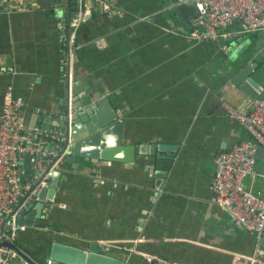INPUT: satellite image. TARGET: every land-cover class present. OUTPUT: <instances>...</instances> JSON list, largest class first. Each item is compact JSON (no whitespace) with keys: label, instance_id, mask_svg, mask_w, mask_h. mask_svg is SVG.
<instances>
[{"label":"crops","instance_id":"crops-1","mask_svg":"<svg viewBox=\"0 0 264 264\" xmlns=\"http://www.w3.org/2000/svg\"><path fill=\"white\" fill-rule=\"evenodd\" d=\"M54 2L0 0V113L11 82L26 100L25 125L54 130L91 86L123 120L122 143L138 152L128 167L64 165L53 202L33 214L35 224L17 227L14 244L33 255L56 235L84 248L96 242L130 264H149L132 248L179 264H232L235 253L252 254L259 239L215 203L211 180L216 154L251 140L221 101L252 102L239 88L243 78L233 85L231 68L249 62L264 71V29L245 32L236 22L225 53L222 39L197 41L193 19L180 21L167 0H85L68 83L63 51L77 0ZM256 90L260 98L264 87ZM255 168L264 174V149ZM244 183L264 197V176ZM260 241L264 258V233ZM13 264L30 263L17 255Z\"/></svg>","mask_w":264,"mask_h":264},{"label":"built area","instance_id":"built-area-1","mask_svg":"<svg viewBox=\"0 0 264 264\" xmlns=\"http://www.w3.org/2000/svg\"><path fill=\"white\" fill-rule=\"evenodd\" d=\"M193 1L198 14L192 20V35L199 42H216L222 39L224 43L220 47L225 53H229L230 49L227 40L240 32L233 27L236 22H240L241 30L245 32L257 33L264 29V0ZM84 3L85 0H77L78 12L69 26V36L63 51L62 78L68 80V83L72 80L71 60L78 45L77 33L87 17L88 11ZM103 6L108 9V4L103 3ZM8 71L13 74L14 67H9ZM221 106L227 117L238 122L250 134L251 140H241L231 149L216 154V170L211 180L214 201L233 215L236 224L254 233L259 239L252 254L235 253L232 264H264L260 241L264 233V197L255 194L244 183L247 177L264 176L255 168L256 150L259 146L264 149V99L256 98L241 106L222 100ZM25 107L24 96L18 94L14 84L10 82L6 87L0 113V244H14L17 220L29 205L35 204L43 182L34 183L25 177L29 171L23 163L24 158H29V169L33 167L29 163L34 161L44 171L46 166L40 165L37 155L41 153L50 156L48 162L58 155L55 151L46 152L37 147L46 133L39 127L25 125ZM50 134L51 132L47 135ZM52 137L62 139L60 134L54 132ZM47 201L45 206H49L53 198H48ZM130 251L140 254L149 264H179L155 253L136 248ZM17 255L14 248L0 245V264H13Z\"/></svg>","mask_w":264,"mask_h":264},{"label":"water","instance_id":"water-1","mask_svg":"<svg viewBox=\"0 0 264 264\" xmlns=\"http://www.w3.org/2000/svg\"><path fill=\"white\" fill-rule=\"evenodd\" d=\"M167 1L170 5L173 4L168 8V11L171 14H176L182 22L186 18H190L189 20L191 21L198 14L193 0ZM53 2L57 3V0H53ZM242 64L244 65L240 68H231L232 71H235L232 83L236 86L239 84L240 79L243 78L239 84L240 90L249 98L256 99L259 97V92L256 88L260 85L264 87V71L259 70V67H253L249 62ZM254 70L256 77L251 73ZM260 98L264 99V94ZM79 106L81 107L80 109H78ZM71 108V114L68 107L61 112L64 117L61 118L59 127L46 131V134L37 144L39 149L46 152L55 151L58 155L50 162H48L50 156L41 153L37 155L40 165L46 166L44 171L37 167L38 164L36 162L32 161V163H29L33 167L25 177H28L34 183L43 182L37 201L26 208L23 215L17 220V227L22 224H35L33 214L39 210L40 213L43 212L46 198H54L55 184L61 176V170L64 165L65 167L67 165L73 166V168L77 169L80 166L84 167V164L93 163L95 168L101 169L103 166L112 164H115V166L123 164L124 167H128L136 163L135 157L136 152H138V146L122 143L124 122L119 118L117 110L107 96H103L91 86H86L85 90L78 94V98ZM49 117L52 118L51 113ZM49 132L51 134L47 135ZM52 132L60 134L62 139L56 140L52 137ZM262 152L263 149L259 146L256 154ZM62 154L63 156H61ZM26 158L29 159L28 156ZM32 207L34 208L32 209ZM0 245L14 248L18 255L30 264H130L126 259L111 256L96 242H89L84 248V246L65 242L56 235L49 238L45 246L41 250H37L33 255L25 253L12 243L4 242Z\"/></svg>","mask_w":264,"mask_h":264},{"label":"rangeland","instance_id":"rangeland-1","mask_svg":"<svg viewBox=\"0 0 264 264\" xmlns=\"http://www.w3.org/2000/svg\"><path fill=\"white\" fill-rule=\"evenodd\" d=\"M264 44V43H263ZM263 48H264V45H263ZM263 50V49H262ZM247 54H250L251 56H252V54H253V50L252 51H250V52H247ZM230 64H232V63H230Z\"/></svg>","mask_w":264,"mask_h":264},{"label":"trees","instance_id":"trees-1","mask_svg":"<svg viewBox=\"0 0 264 264\" xmlns=\"http://www.w3.org/2000/svg\"><path fill=\"white\" fill-rule=\"evenodd\" d=\"M94 17H98L97 14H96V15L94 14ZM84 24H85V23H84ZM78 32H79V30H78Z\"/></svg>","mask_w":264,"mask_h":264}]
</instances>
